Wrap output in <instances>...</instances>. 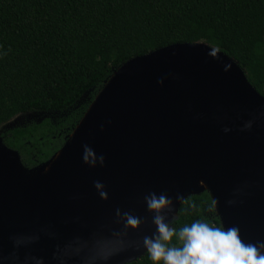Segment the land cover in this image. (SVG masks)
Listing matches in <instances>:
<instances>
[{"label":"water","instance_id":"water-1","mask_svg":"<svg viewBox=\"0 0 264 264\" xmlns=\"http://www.w3.org/2000/svg\"><path fill=\"white\" fill-rule=\"evenodd\" d=\"M202 191L221 227L264 242V95L227 53L172 43L118 66L48 160L24 166L0 132V257L126 264Z\"/></svg>","mask_w":264,"mask_h":264},{"label":"trees","instance_id":"trees-1","mask_svg":"<svg viewBox=\"0 0 264 264\" xmlns=\"http://www.w3.org/2000/svg\"><path fill=\"white\" fill-rule=\"evenodd\" d=\"M180 42L227 53L264 95V0H0V129L19 114L60 113L5 129L3 142L26 167L48 160L118 66ZM211 201L186 197L170 227L221 226ZM126 264L153 262L146 252Z\"/></svg>","mask_w":264,"mask_h":264},{"label":"clouds","instance_id":"clouds-1","mask_svg":"<svg viewBox=\"0 0 264 264\" xmlns=\"http://www.w3.org/2000/svg\"><path fill=\"white\" fill-rule=\"evenodd\" d=\"M100 159L102 161L103 157ZM96 187L99 188L100 184L97 183ZM167 203L170 198L153 194L148 207L158 210ZM215 203L212 200L210 207L214 208ZM137 222L136 218L128 219L130 225L135 226ZM154 223L158 235L144 240L153 264H264V242L244 243L237 227L224 229L204 219H195L176 229L163 223L160 216L154 218ZM3 260L0 257V264Z\"/></svg>","mask_w":264,"mask_h":264},{"label":"rangeland","instance_id":"rangeland-1","mask_svg":"<svg viewBox=\"0 0 264 264\" xmlns=\"http://www.w3.org/2000/svg\"><path fill=\"white\" fill-rule=\"evenodd\" d=\"M60 113H49V112H33V113H25V114H19L13 119H11L8 123H6L4 126L1 127L0 132L1 135L3 131L7 128L13 127L15 125H22L23 123L29 122V121H37L39 122L42 118L48 117L52 118L55 115H59Z\"/></svg>","mask_w":264,"mask_h":264},{"label":"bare ground","instance_id":"bare-ground-1","mask_svg":"<svg viewBox=\"0 0 264 264\" xmlns=\"http://www.w3.org/2000/svg\"><path fill=\"white\" fill-rule=\"evenodd\" d=\"M59 154H60V150L56 153V156H55L56 159L59 158ZM56 159H55V160H56ZM55 160H54V161H55ZM51 164H52V163H51ZM48 168H49V165H48V167H47L46 169H48Z\"/></svg>","mask_w":264,"mask_h":264}]
</instances>
